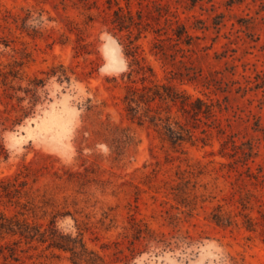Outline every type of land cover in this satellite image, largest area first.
<instances>
[{
	"label": "rangeland",
	"instance_id": "374dc122",
	"mask_svg": "<svg viewBox=\"0 0 264 264\" xmlns=\"http://www.w3.org/2000/svg\"><path fill=\"white\" fill-rule=\"evenodd\" d=\"M0 36V62L45 80L16 127L0 88V213L54 219L104 264H264V0H0ZM129 45L213 114L163 101L130 113ZM171 125L192 139L174 143ZM18 255L0 264H74L47 243Z\"/></svg>",
	"mask_w": 264,
	"mask_h": 264
},
{
	"label": "trees",
	"instance_id": "16d2710c",
	"mask_svg": "<svg viewBox=\"0 0 264 264\" xmlns=\"http://www.w3.org/2000/svg\"><path fill=\"white\" fill-rule=\"evenodd\" d=\"M18 15L12 11L6 10L3 15V20L8 23L10 20L17 21ZM133 15L125 16L119 11L115 12V19L113 24L115 28L120 30L129 27L128 20H132ZM27 25V24H26ZM0 44L9 46L5 42L4 38L0 36ZM128 50H125L127 56L132 57V63L130 64L131 71L128 73L129 84L127 85V93L125 95V101L128 103V111L138 110L141 104L151 105L160 102H173L174 104H180L181 109L186 111L187 108L197 106L193 108V116L198 117L200 114L210 116L214 112V106L208 104L202 100H192V96L180 92L174 85H169L160 82L156 77L155 69L146 64L145 58L141 55L139 50H134L133 46H128ZM84 53H90L85 50ZM23 60H14L8 63L0 62V88H2V102L5 103V112L8 113L6 121H11L12 127L23 125L24 122L32 117H35L38 113V106L42 104L41 88L45 84L44 78L34 77L28 80L25 84V71ZM134 74L139 75V81L134 79ZM61 77L69 79L66 72L63 70ZM140 82V85L138 84ZM16 100V102H14ZM196 104V105H194ZM12 113H15L13 116ZM4 124V123H3ZM6 127H8L7 124ZM182 131H176L171 125L170 130L175 133V137L172 138L174 143L184 140L183 133L192 139V131L185 127H180ZM5 158L8 155L4 152H0V157ZM27 174L24 175V178ZM8 184H12V181H8ZM19 185H27V180H22ZM15 187V184H12ZM20 190L14 188L10 189L7 193H19ZM35 216V215H34ZM221 216L215 218L220 222ZM251 220V219H249ZM248 227H251L250 225ZM10 236V239H7ZM25 242L34 246V243H47V248H52L59 251L70 252L72 254V261L74 264H104L105 258L96 254L94 251H89L86 242L83 237H74L72 234H68L60 230L56 220H51L50 225L46 226L43 222H31L28 219L21 221L16 217H9L5 213H0V254L5 257H11L15 261L19 260L18 247ZM15 246V247H12ZM8 249L9 254L4 252ZM96 255V258L94 256ZM97 259L100 263L97 262Z\"/></svg>",
	"mask_w": 264,
	"mask_h": 264
}]
</instances>
